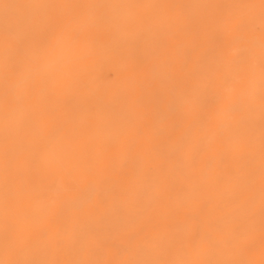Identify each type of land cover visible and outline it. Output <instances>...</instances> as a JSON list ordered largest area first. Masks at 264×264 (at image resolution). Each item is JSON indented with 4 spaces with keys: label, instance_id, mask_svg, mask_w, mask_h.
Listing matches in <instances>:
<instances>
[{
    "label": "bare ground",
    "instance_id": "1",
    "mask_svg": "<svg viewBox=\"0 0 264 264\" xmlns=\"http://www.w3.org/2000/svg\"><path fill=\"white\" fill-rule=\"evenodd\" d=\"M169 211L259 264L264 0H0V264H200Z\"/></svg>",
    "mask_w": 264,
    "mask_h": 264
},
{
    "label": "rangeland",
    "instance_id": "2",
    "mask_svg": "<svg viewBox=\"0 0 264 264\" xmlns=\"http://www.w3.org/2000/svg\"><path fill=\"white\" fill-rule=\"evenodd\" d=\"M148 143L141 141L136 145V156L134 159V167L137 171L142 170V156L148 149ZM208 164V165H207ZM230 171L227 164L207 158L205 166L201 170V175L206 179H215L220 175H226ZM207 212V211H206ZM172 229L167 230L164 236L170 237L171 234L178 231L181 233L182 242L186 248L189 245L197 248V260L200 264L205 262L207 254L210 252L212 244L217 245V255L215 261L211 264H251L254 252L249 246H246L240 234L226 224H217L212 221L210 213H204L203 223L200 227L194 224L193 219H187L181 222V216L173 211H169ZM172 214V215H171ZM193 235V236H192ZM198 237V238H196ZM259 264L264 262V254L258 255Z\"/></svg>",
    "mask_w": 264,
    "mask_h": 264
}]
</instances>
